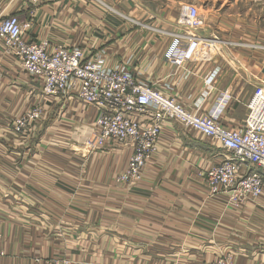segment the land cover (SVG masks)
I'll return each mask as SVG.
<instances>
[{
    "label": "crops",
    "instance_id": "1",
    "mask_svg": "<svg viewBox=\"0 0 264 264\" xmlns=\"http://www.w3.org/2000/svg\"><path fill=\"white\" fill-rule=\"evenodd\" d=\"M186 2L204 19L193 34L217 53L177 67L175 58L194 51L174 37L186 32L178 26ZM11 16L32 22L28 40L123 64L229 128L244 124L255 89L264 87V0H55L40 7L0 0V19ZM1 48L2 264H204L230 252L234 264H264V197L234 208L225 191L208 187L206 172L228 155L217 142L167 122L142 177L119 182L134 151L87 149L97 108L74 95L38 96L39 83ZM34 108L43 110L45 143L42 126L13 127Z\"/></svg>",
    "mask_w": 264,
    "mask_h": 264
},
{
    "label": "built area",
    "instance_id": "2",
    "mask_svg": "<svg viewBox=\"0 0 264 264\" xmlns=\"http://www.w3.org/2000/svg\"><path fill=\"white\" fill-rule=\"evenodd\" d=\"M25 1L38 6L55 0ZM30 26H23L16 16L0 19V40L6 53L15 57L30 77L41 82L45 96L70 98L74 95L82 104L97 108L87 148L97 151L108 144L133 149L131 164L119 182L142 177L147 163L158 152L164 124L174 121L217 142L228 154L222 163L207 171V182L213 193L225 191L234 208L264 197V87L255 89L244 124L238 129L229 128L215 116L189 111L177 98L140 80L123 64L109 66L102 56L89 59L80 48L57 47L50 51L48 42L39 44L28 40L23 31ZM178 26L186 32L175 35V39L187 41L194 50L193 57L211 61L217 50L193 34L204 26V19L194 4L180 6ZM186 61L190 57L175 58L173 63L182 67ZM215 76L207 78V88ZM42 117V109H38L29 117L30 124ZM24 124L19 118L13 127L17 132H24ZM3 257L0 250V264ZM216 263L233 264L232 253L221 255L212 264ZM50 264L74 263L65 259Z\"/></svg>",
    "mask_w": 264,
    "mask_h": 264
},
{
    "label": "rangeland",
    "instance_id": "3",
    "mask_svg": "<svg viewBox=\"0 0 264 264\" xmlns=\"http://www.w3.org/2000/svg\"><path fill=\"white\" fill-rule=\"evenodd\" d=\"M48 3H50V2H48ZM48 3H45V4H48ZM186 3H188V2H186ZM45 4H42V5H45ZM32 5V4H31ZM42 5H39L38 4V6L40 7V6H42ZM33 6H35V5H33ZM38 6H35V7H38ZM202 13V12H201ZM8 18V17H7ZM3 19H5V18H3ZM27 24H30L31 26H32V22L31 21H29V22H27V23H24V24H22L23 26H25V25H27ZM31 26H30V28H31ZM145 27H149V26H146V25H144ZM30 28H28V29H30ZM28 29H26V30H28ZM26 30L24 29V37L25 38H27L26 37V34H25V32H26ZM36 42V41H35ZM43 42H48L49 44H50V46H51V49H50V51H54V49H57V47H52V45H51V43L49 42V41H45V40H43V41H39V44H41V43H43ZM0 43H1V46H2V50L6 53V48H5V46H4V43L0 40ZM60 47H62V46H60ZM65 48V47H64ZM72 48H78V47H72ZM80 49H82V48H80ZM84 50V49H83ZM7 54V53H6ZM7 55H9V54H7ZM193 55V53L192 52H187L184 56L185 57H190V61H191V58L193 57L192 56ZM15 58V57H14ZM89 59L90 58H94V57H88ZM16 59V58H15ZM95 59V58H94ZM16 61H17V59H16ZM18 62V61H17ZM20 65V64H19ZM21 66V65H20ZM21 69H22V72L24 73V75H26V78L27 79H32V80H34V81H36V82H38L39 83V86L41 87L40 89H41V93H38V96H43V97H47V96H45L44 95V93H43V90H42V84H41V82L39 81V80H36V79H34V78H32V77H30L24 70H23V68L21 67ZM39 108H34V109H32V110H28V111H26L25 112V114H23L21 117H20V119H22V121H25V124H24V129H30L31 128V124H30V121L31 120H29L30 118V116L35 112V111H37ZM40 110V109H39ZM42 113H43V110H42ZM97 119V118H96ZM31 123H34V124H36V126L37 125H39V126H42V140H41V143H45V140H46V137L43 135V133H44V130H45V128H44V118H40L39 119V121H37V122H31ZM94 126H95V122H94V124H93V129H94ZM26 133V132H25ZM52 146H55V145H52ZM61 148H64L63 146H61ZM88 149V148H87ZM99 151L101 150L102 151V149H98ZM97 150V151H98ZM134 154V153H133ZM62 155L63 156H65V157H70L71 155L67 152V151H65L64 150V152L62 153ZM132 157H133V155H132ZM132 157H131V160H132ZM64 158V157H63ZM131 160H130V164H131ZM130 164H129V166H130ZM128 166V167H129ZM206 175H207V172H206ZM207 184H208V182H207ZM208 187H209V185H208ZM57 260H65V259H59V258H51V259H47V260H45V262H44V264H50L51 263V261L52 262H55V261H57ZM50 262V263H49ZM204 264H207V263H204ZM210 264H212V263H210ZM216 264H219V263H216ZM234 264V263H233Z\"/></svg>",
    "mask_w": 264,
    "mask_h": 264
},
{
    "label": "bare ground",
    "instance_id": "4",
    "mask_svg": "<svg viewBox=\"0 0 264 264\" xmlns=\"http://www.w3.org/2000/svg\"><path fill=\"white\" fill-rule=\"evenodd\" d=\"M91 136H92V133H91L90 137H91ZM90 137H89V138H90ZM89 138H88V139H89ZM85 146H86V143H85ZM88 149H89L91 152H92V151L95 152V149H90V148H88Z\"/></svg>",
    "mask_w": 264,
    "mask_h": 264
}]
</instances>
